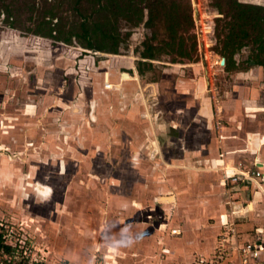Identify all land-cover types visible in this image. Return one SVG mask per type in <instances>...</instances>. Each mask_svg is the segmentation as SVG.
Returning <instances> with one entry per match:
<instances>
[{
  "label": "rangeland",
  "instance_id": "1",
  "mask_svg": "<svg viewBox=\"0 0 264 264\" xmlns=\"http://www.w3.org/2000/svg\"><path fill=\"white\" fill-rule=\"evenodd\" d=\"M5 1H18L17 9H22L23 13L19 18L22 29L7 26L4 13L0 15V67L3 66L0 68V99L3 84L10 89L11 95L10 106L0 102V231L5 235L4 240L16 247L10 254L0 253V264H162L165 259L186 264L185 252L195 243L212 237L216 247L223 242L222 238L231 236L229 231V235L216 236L221 222L214 211L222 208L228 218L220 231L243 228L244 234L248 232V238H251L255 227L264 228V207H254L243 199L240 205L233 204L232 208L230 199L238 201L239 197L229 199L227 179H231L227 178L222 165L212 177L216 182L226 179L225 188L217 193L216 188L213 190L207 185L210 178H196L205 171L188 173L189 169L181 168L182 172H179L175 168L167 177L161 170L164 166L162 157L152 155L147 152L150 148L142 147L144 130L137 134L139 141L129 147L125 145L127 137L115 131L114 118L101 115L104 121L92 120L89 105L79 117L70 116V108L61 106L55 107L57 114L46 116L44 112L39 118L33 112L27 115L17 112L21 110L13 106L18 95L15 88L20 80L26 86L35 82L33 53H54L58 59H63L72 56L73 52L79 58L100 57L105 52L25 32L23 27L33 24L24 12L23 3L30 0ZM35 1L39 6L44 3L43 0ZM240 1L264 6V0ZM220 2L222 0H190L196 51L191 60L184 58L180 62L185 64L181 68L183 77L196 78L208 87V92L214 91L216 127L221 123L222 113L218 102L226 87H242L244 96L257 93V105L253 109L264 105V67L252 66L256 72L248 69L250 73L244 77L235 76L233 72L247 69L223 68L224 57L216 51L214 31L215 18L223 16L217 8ZM120 26L124 37L119 53H105L107 60L113 61L112 55H116L114 59L134 58L136 66L144 48L143 41L151 30L143 23L133 26L121 22ZM158 32V39L166 37L161 24H158ZM248 53L249 49L243 48L235 58L241 61ZM2 55H9V59L4 60ZM48 57L42 61L44 65L49 63ZM170 59L168 54L157 53L155 59H149L144 65L140 76L148 81L168 78L174 66L172 63H175ZM58 73L55 83L60 85L63 81L68 87L72 76L59 70ZM254 87H260L258 92ZM157 97L158 103L153 110L155 121L160 122L167 105L160 89ZM38 130L41 133L38 134ZM18 132L22 137L6 140ZM133 148H137L138 153ZM248 168L242 167L243 170ZM178 176L180 183L173 185L172 179L176 180ZM168 178H171L169 182ZM45 189H51L47 196ZM209 195H219L220 203L210 204L206 199L201 202ZM233 209L235 214H232ZM241 209L243 214L237 216ZM232 215H236L234 222L229 220ZM172 227H179L181 233L172 234ZM125 228L128 230L122 232ZM189 231H196L191 244ZM183 236H187L184 241L180 239ZM259 237L264 238V231ZM116 241L120 242L118 246H114ZM223 243L228 248L234 245L231 240ZM228 251L223 253L222 261L226 257L227 261L235 257V253H230L231 248ZM192 252L189 253L191 259L196 254ZM212 253L219 254L217 250Z\"/></svg>",
  "mask_w": 264,
  "mask_h": 264
},
{
  "label": "crops",
  "instance_id": "2",
  "mask_svg": "<svg viewBox=\"0 0 264 264\" xmlns=\"http://www.w3.org/2000/svg\"><path fill=\"white\" fill-rule=\"evenodd\" d=\"M47 55H49L50 61L44 65L42 61L47 58ZM47 55L33 53L35 82L26 86L24 81L20 80L15 88L18 95L14 98L16 103L14 100L13 106L21 110L17 112L25 115L33 112L37 117L46 112V116L47 114L52 116L55 115V112L57 114L55 107L61 106L70 108V116L79 117L84 113L85 106L89 105L92 108V120L104 121L101 115L114 118L115 131L127 137L125 145L129 147L139 141L140 138L137 134L144 130L145 137H142V147L145 146L146 150L150 148L148 153L159 154L162 157L164 166L161 167V170L167 173V177L175 168L179 172L181 168L189 169L187 170L188 173L194 172L192 170L205 171L198 174L196 178L206 180L210 178L207 185L213 190L216 188L217 193L225 188L226 179L216 182L215 178H212L216 176L217 169L221 165L224 166L225 171L230 172L243 170L242 167L251 168L255 163H264V105H260V109H253L257 105L255 98L257 93L254 96H244L241 93L243 92L242 87H236L237 85L233 84V87H226L218 102L219 107L222 108V113H220L221 123L216 127L214 126L215 104L212 101L214 91L208 92V87H204L200 80L197 82L196 78L183 77V69L181 68L185 65L184 63H172L174 66L170 71L172 73L168 72V78L166 77L162 81H148L140 76L133 63L134 58L118 57V59H114L116 55H112L113 61H108V55L105 53H101L100 57L89 55L79 58L77 53L73 52L72 56L63 59H58L54 53ZM2 57L4 60L9 59V55L7 57L2 55ZM66 65L67 67H65ZM0 68L3 69V66ZM43 68L45 69L43 70ZM248 69L256 72V69L254 70L252 67ZM248 69L236 70L233 73L235 76L244 77L250 73ZM58 70L72 76L68 87L63 81L60 85L55 83V77L59 74ZM257 70L259 71V69ZM124 73L128 76H125ZM230 76H234V74ZM166 82L167 84H163ZM2 87L4 91L2 90L3 96L0 102L8 107L10 106V89H6L5 84ZM254 88L258 92L260 87ZM159 89L161 94H164L163 100L167 106L164 109L165 113L163 111L161 116L162 120L156 122L153 108L158 103ZM11 91L13 92V90ZM6 97L7 99H5ZM96 112H98V117ZM34 118L36 122L37 118ZM217 128H219L218 137ZM37 132L38 134L41 133L39 130ZM124 133L131 135L125 136ZM27 134L30 135L31 133L28 131ZM9 136L7 141L10 138L22 137L19 132L17 135ZM133 149H135V153H138L137 148ZM207 172H210L209 175ZM170 179H166L167 182ZM172 183L173 185L180 183L179 176L176 180L172 179ZM227 183L229 199L239 197L238 201L230 199L232 205H240L241 200L247 199L249 204L254 207H264V185L260 182L239 178L234 182L227 179ZM205 199L210 204H219L221 201L219 195L211 197L209 195L208 198L205 197L202 200ZM206 200L201 202H206ZM222 210L223 208L214 211L219 222H221L216 236L219 234L229 235L228 231L231 233L230 237L222 238L223 242L225 240L234 242V245L229 247L231 248L230 253H236V247L241 246L246 241L261 239L259 236L263 234L264 228L259 226L254 228V235L251 238H248L250 235L248 232L245 231L248 234H244L243 228L236 227V229L233 227L224 232L220 231L228 218V214L223 213ZM232 214H235L234 209ZM242 214L243 209L237 216ZM234 216L236 215H232L229 219L231 222L235 218ZM172 228L178 229L177 235L181 233L179 227ZM188 234L191 244L190 241L196 237V231H189ZM246 235L247 237H245ZM186 237L178 238L184 241ZM261 240L264 241V238ZM223 242L215 247L213 245L215 240L209 237L206 241L195 243L189 251L185 252V257L188 258L186 264H192L197 259L211 260L219 246L228 251L229 248L225 247ZM192 251L196 254L191 259L189 253ZM212 251L213 255H211ZM225 260H228L227 257ZM259 260L261 264H264V249L260 252ZM162 264L176 263L165 259Z\"/></svg>",
  "mask_w": 264,
  "mask_h": 264
},
{
  "label": "trees",
  "instance_id": "3",
  "mask_svg": "<svg viewBox=\"0 0 264 264\" xmlns=\"http://www.w3.org/2000/svg\"><path fill=\"white\" fill-rule=\"evenodd\" d=\"M18 1L0 0V15L5 24L20 28ZM25 1V11L32 25L27 33L61 41L77 43L86 49L117 54L123 42L121 22L136 26L143 23L151 30L143 41V50L136 62L139 73L157 53L171 56V62L193 58L196 35L190 0H43ZM217 8L223 16L215 18L216 51L224 59V68L248 69L264 67V6L240 0H222ZM158 24L166 37L158 39ZM22 29V28H20ZM248 48V55L237 61L235 55ZM15 248L6 243L0 231V253L10 254ZM12 264V263H9Z\"/></svg>",
  "mask_w": 264,
  "mask_h": 264
},
{
  "label": "built area",
  "instance_id": "4",
  "mask_svg": "<svg viewBox=\"0 0 264 264\" xmlns=\"http://www.w3.org/2000/svg\"><path fill=\"white\" fill-rule=\"evenodd\" d=\"M226 176L233 182L239 178H243L258 181L260 184L264 185V163H255L251 168L245 170L226 171ZM171 233L177 234L179 232L177 228H172ZM3 237L5 238L4 234ZM5 242L8 243L6 240ZM10 245L13 247L12 244ZM19 246L22 247L21 245ZM14 248L16 247L14 246ZM263 249L264 241L261 239L246 241L241 246L236 247L235 257L231 261L226 260L227 262L224 263L221 259H223V253H225L226 250L221 246L217 248V253L219 252V254L215 255L211 260L197 259L192 264H261L259 255ZM21 252L24 251L21 250Z\"/></svg>",
  "mask_w": 264,
  "mask_h": 264
},
{
  "label": "clouds",
  "instance_id": "5",
  "mask_svg": "<svg viewBox=\"0 0 264 264\" xmlns=\"http://www.w3.org/2000/svg\"><path fill=\"white\" fill-rule=\"evenodd\" d=\"M50 192H51V189H45V191H44V195L47 196ZM127 230H128L127 228L122 229V232H126ZM128 242H129V243L132 242V238H131V237H129ZM119 243H120L119 241H116L114 246H118Z\"/></svg>",
  "mask_w": 264,
  "mask_h": 264
},
{
  "label": "flooded vegetation",
  "instance_id": "6",
  "mask_svg": "<svg viewBox=\"0 0 264 264\" xmlns=\"http://www.w3.org/2000/svg\"><path fill=\"white\" fill-rule=\"evenodd\" d=\"M125 76H128V75H126V74H124Z\"/></svg>",
  "mask_w": 264,
  "mask_h": 264
},
{
  "label": "water",
  "instance_id": "7",
  "mask_svg": "<svg viewBox=\"0 0 264 264\" xmlns=\"http://www.w3.org/2000/svg\"><path fill=\"white\" fill-rule=\"evenodd\" d=\"M124 74H126V73H124ZM127 75V74H126Z\"/></svg>",
  "mask_w": 264,
  "mask_h": 264
}]
</instances>
